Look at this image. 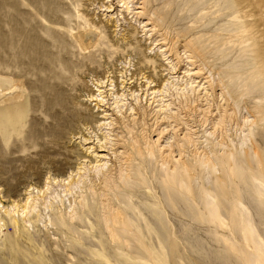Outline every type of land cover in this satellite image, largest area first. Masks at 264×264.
I'll return each mask as SVG.
<instances>
[{
    "label": "rangeland",
    "instance_id": "374dc122",
    "mask_svg": "<svg viewBox=\"0 0 264 264\" xmlns=\"http://www.w3.org/2000/svg\"><path fill=\"white\" fill-rule=\"evenodd\" d=\"M124 1L0 0V264H264V0Z\"/></svg>",
    "mask_w": 264,
    "mask_h": 264
},
{
    "label": "bare ground",
    "instance_id": "6f19581e",
    "mask_svg": "<svg viewBox=\"0 0 264 264\" xmlns=\"http://www.w3.org/2000/svg\"><path fill=\"white\" fill-rule=\"evenodd\" d=\"M103 1V0H102ZM165 1V0H164ZM108 2H109V0H108ZM167 2V1H166ZM117 3H119L120 4V8H123L124 10H126V11H129V7H128V5H130V4H128L129 2H126V1H124V0H117ZM101 8L102 7H104L105 8V11L107 12V13H109V12H111V6L110 5H107V6H104V5H102V6H100ZM102 10H104V9H102ZM116 21H118V19L116 20ZM72 65V64H71ZM49 67V66H48ZM51 69V68H50ZM52 70V69H51ZM170 70H174V68H171ZM172 74V73H171ZM63 79V78H62ZM172 80L173 79V81H171V82H169V80ZM189 79V78H188ZM185 80L184 81V84H182L183 85V88H177V86H178V84H177V81L175 82V80H176V78H174V77H170L169 79H167L166 81H165V83H167V87L169 86V87H172L173 88V90L175 91V94L177 95V96H179V97H187L186 96V91H190V92H193V81H189V80ZM175 82V85H177L176 87H174V85H173V83ZM172 84V85H171ZM171 85V86H170ZM187 86V87H186ZM171 88V89H172ZM69 90V89H68ZM168 91L170 90V88L169 89H167ZM205 90V89H204ZM165 92H167V91H165ZM66 94V93H65ZM188 94V93H187ZM70 95V94H69ZM166 106H168V104H166ZM63 108V107H62ZM251 200H252V198H251ZM254 200L255 199H253L252 201H253V203L255 204V202H258L259 204H261L262 202H260L259 200H256L255 202H254ZM251 201V202H252ZM252 203V204H253ZM248 204H250V203H248ZM250 206V205H249ZM248 206V207H249ZM253 206V205H252ZM254 207V206H253ZM257 206H255L254 208H252V211H251V213L249 214L250 216L249 217H251V219H252V222L250 223V219H249V224L248 225H251L252 226V224L255 226L256 225V227H258L259 228V232H260V235H257V237H258V239H259V247L261 248L260 250L262 251V252H264V218H261V217H263L262 215H260L261 217H258V216H256V212L258 213V214H260V212H261V210L260 211H258L260 208H256ZM263 208V207H262ZM263 211V210H262ZM252 214V215H251ZM257 233V232H256Z\"/></svg>",
    "mask_w": 264,
    "mask_h": 264
}]
</instances>
